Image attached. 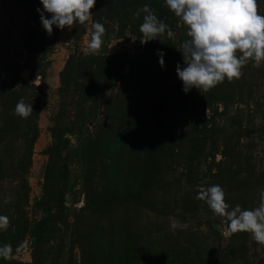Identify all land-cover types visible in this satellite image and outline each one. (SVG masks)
Masks as SVG:
<instances>
[{
	"label": "rangeland",
	"instance_id": "obj_1",
	"mask_svg": "<svg viewBox=\"0 0 264 264\" xmlns=\"http://www.w3.org/2000/svg\"><path fill=\"white\" fill-rule=\"evenodd\" d=\"M38 3L0 0V264H264V245L227 235L197 198L218 184L230 206L261 202L264 62L186 94L174 69L187 28L164 0H95L94 55L92 21L49 36ZM145 5L173 36L143 42Z\"/></svg>",
	"mask_w": 264,
	"mask_h": 264
},
{
	"label": "clouds",
	"instance_id": "obj_2",
	"mask_svg": "<svg viewBox=\"0 0 264 264\" xmlns=\"http://www.w3.org/2000/svg\"><path fill=\"white\" fill-rule=\"evenodd\" d=\"M168 10L186 26L187 36L182 42L183 64L175 66L181 90L190 92L193 88L206 92L225 80L239 79L242 69L249 62L259 67L264 62V14L258 10L257 0H164ZM95 0H39L36 7L38 19L47 35L53 28L71 30L75 24L85 25L92 21ZM139 25L140 32L147 38L143 42L159 39L167 32L174 33L147 5ZM105 27L99 21L89 26V40L85 55L97 54L104 44ZM157 62L165 68V53L156 50ZM33 111L32 105L21 98L14 113L27 118ZM224 190L218 184L208 185L197 193L214 215L224 218L227 235L248 232L253 240L264 245V193L255 208H243L239 204L230 206L224 198ZM178 225L173 223L172 228ZM9 227V218L0 215V230ZM12 246H0V257L11 259Z\"/></svg>",
	"mask_w": 264,
	"mask_h": 264
}]
</instances>
